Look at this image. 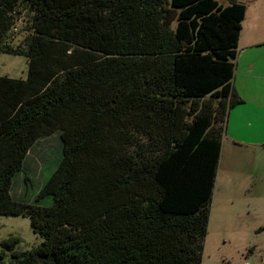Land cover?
<instances>
[{
    "label": "trees",
    "instance_id": "16d2710c",
    "mask_svg": "<svg viewBox=\"0 0 264 264\" xmlns=\"http://www.w3.org/2000/svg\"><path fill=\"white\" fill-rule=\"evenodd\" d=\"M246 15L238 0H0V53L28 60L26 79L0 75V215L43 239L2 240L0 264H203ZM55 133V169L15 196Z\"/></svg>",
    "mask_w": 264,
    "mask_h": 264
},
{
    "label": "crops",
    "instance_id": "0c3cea01",
    "mask_svg": "<svg viewBox=\"0 0 264 264\" xmlns=\"http://www.w3.org/2000/svg\"><path fill=\"white\" fill-rule=\"evenodd\" d=\"M251 1L233 80L243 102L229 113L214 197L231 206L219 210L221 224L243 216L258 230L264 228V0ZM231 229L237 232L235 225Z\"/></svg>",
    "mask_w": 264,
    "mask_h": 264
},
{
    "label": "rangeland",
    "instance_id": "374dc122",
    "mask_svg": "<svg viewBox=\"0 0 264 264\" xmlns=\"http://www.w3.org/2000/svg\"><path fill=\"white\" fill-rule=\"evenodd\" d=\"M219 1L225 5L229 3V0ZM238 1H243L246 5L252 3L251 0ZM23 23V21L19 22L16 36L19 40L25 35L21 32ZM0 75L26 79L27 58L0 53ZM60 150L59 133L40 139L31 151L26 164L29 180L26 181L24 174L21 173L15 180L13 194L18 197L25 193L35 195L40 185L55 169V161ZM226 207L231 208L229 202H220L218 197H213L203 264H264V228L255 230L252 218L243 216L227 218L225 223L221 224L219 210ZM233 225L237 227V232L232 231ZM9 237L20 238L21 242L18 246L20 251L30 250L43 241L42 237L32 230L28 217L0 215V242Z\"/></svg>",
    "mask_w": 264,
    "mask_h": 264
}]
</instances>
